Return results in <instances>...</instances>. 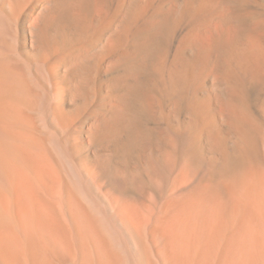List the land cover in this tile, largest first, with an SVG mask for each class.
Masks as SVG:
<instances>
[{
	"label": "bare ground",
	"instance_id": "bare-ground-1",
	"mask_svg": "<svg viewBox=\"0 0 264 264\" xmlns=\"http://www.w3.org/2000/svg\"><path fill=\"white\" fill-rule=\"evenodd\" d=\"M260 75L264 0H0V264H264Z\"/></svg>",
	"mask_w": 264,
	"mask_h": 264
},
{
	"label": "rangeland",
	"instance_id": "rangeland-1",
	"mask_svg": "<svg viewBox=\"0 0 264 264\" xmlns=\"http://www.w3.org/2000/svg\"><path fill=\"white\" fill-rule=\"evenodd\" d=\"M192 27V26H191ZM180 28V27H179ZM189 28L190 27H188L185 31H183L184 33H182L178 38H180V40H184L185 38H187V36H189V35H191V33L193 34V35H196L197 36V34H195V33H193V32H195V31H197V29L196 28H194V27H192V30L193 31H191V28H190V30H189ZM195 29V31H194V29ZM198 32V31H197ZM188 34V35H187ZM177 41H179V39L177 40ZM262 77H261V75L259 76V78H258V81L256 82V84H255V88H256V90H255V88L253 89V92H254V95H252L251 94V97H250V100H249V102H248V106H249V110H251L252 111V113H253V116H252V113H250L251 114V116H252V120H251V118H250V122H251V124H249V125H252L253 123H252V121L253 122H255V125L253 124L252 126L253 127H256V124H257V127H259L258 129H259V131H257L256 133H255V135H254V140L256 139V141H255V143H257L255 146H256V149L258 150L257 151V154H258V156H259V160H261V161H263V157H264V148H263V145H262V143H261V140H262V138H264L263 136H264V133H262V132H264V113H262L263 112V110H262V108H263V106H264V76H263V78L261 79ZM159 82V81H158ZM159 84V85H158ZM258 87V88H257ZM158 88V89H157ZM159 90V91H158ZM154 93H155V95L157 96V98L159 99V101H161V102H165V99H166V97L165 96H167V93H166V90L164 89V87L162 86V85H160V83H156V85H154ZM161 92V93H160ZM260 95V96H259ZM257 96V97H256ZM164 97H165V99H164ZM256 97V98H255ZM163 98V99H162ZM100 99V98H99ZM103 99V100H102ZM102 99L101 100H97V101H94L93 102V104L94 103H96L95 105H93L92 104V106L94 107V110H93V107H91V112L92 113H95V112H97L101 107H97V106H102L103 104H104V102H105V100H104V97H102ZM102 101V102H101ZM98 102V103H97ZM103 103V104H102ZM97 104H99V105H97ZM252 106V107H251ZM96 108V109H95ZM261 108V109H260ZM250 111V112H251ZM256 113V114H255ZM262 114V115H261ZM250 116V115H249ZM187 117H189V116H187ZM188 121V122H187ZM187 121H183V122H181L180 124L178 123L177 125L179 126V127H181V128H185L187 125H189L190 123H192V119L191 118H188L187 119ZM184 124V126H182L183 124ZM258 123H260L259 125H258ZM181 125V126H180ZM263 128H262V127ZM256 127V128H257ZM257 129V130H258ZM261 131V132H260ZM260 134H259V133ZM258 136V137H257ZM262 136V137H261ZM258 141V142H257ZM261 143V144H260ZM260 144V145H259ZM261 149V150H260ZM260 154V155H259ZM263 154V155H262Z\"/></svg>",
	"mask_w": 264,
	"mask_h": 264
}]
</instances>
